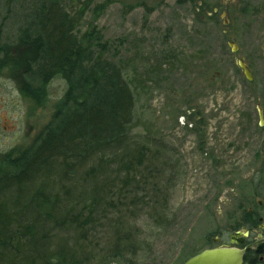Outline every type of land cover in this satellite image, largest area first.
Returning a JSON list of instances; mask_svg holds the SVG:
<instances>
[{
  "label": "rangeland",
  "instance_id": "rangeland-1",
  "mask_svg": "<svg viewBox=\"0 0 264 264\" xmlns=\"http://www.w3.org/2000/svg\"><path fill=\"white\" fill-rule=\"evenodd\" d=\"M236 1L62 0L75 34L81 37L97 30L108 43L103 58L122 67L134 94L131 131L148 137L158 150L153 162L158 179L152 184L158 182L163 191L160 216L144 208L129 218L124 233L136 236V254L116 257L108 264H183L203 249L229 245L230 236L238 231H248L253 240L259 234L264 237V205H258L264 201V126L251 128L247 121L257 117V104L264 109V64H253V80L244 81L236 75V64H224L221 54L220 12L229 10L225 2ZM215 9L214 24L209 17H214ZM2 19L1 14L0 23ZM252 23L234 21L232 28L241 31L243 54L261 51L264 57V43L259 48L254 41ZM29 65L17 63L14 75L10 71L0 78V98L10 103L23 93L20 76ZM66 90L61 77L50 82L45 106L33 105L31 133L20 126L19 140L6 149L18 146L17 155L33 146L54 118ZM250 92L257 96L254 106ZM27 97L25 103L31 104ZM13 109L7 108L10 115ZM38 184L48 192L58 187L54 176H36L22 188L23 194L33 193ZM70 195L78 202V184ZM7 197L6 204L12 207L13 193ZM62 205L60 211L51 204L40 208H50L62 218L72 209L69 202ZM247 210L258 214L253 228L242 223ZM66 225L55 241L57 249L78 254V234L72 224ZM100 260L96 258L97 263Z\"/></svg>",
  "mask_w": 264,
  "mask_h": 264
},
{
  "label": "trees",
  "instance_id": "trees-1",
  "mask_svg": "<svg viewBox=\"0 0 264 264\" xmlns=\"http://www.w3.org/2000/svg\"><path fill=\"white\" fill-rule=\"evenodd\" d=\"M1 14L0 64H9L13 75L17 63L30 64L20 76L21 91L35 107H43L56 77L66 81L67 90L36 143L3 159L0 264H108L135 255L136 236L124 233L127 220L144 208L160 216L163 191L158 182L152 184L158 179L157 148L131 131L134 94L122 67L103 58L108 43L97 30L75 34L62 0H0ZM36 176H54L58 187L48 192L38 184L33 193L23 194ZM77 184L78 202L70 195ZM88 191L93 193L85 198ZM67 202L72 209L63 219L40 208L51 204L60 211ZM255 211L245 212V226L257 224ZM67 223L78 234V254L57 249L55 241Z\"/></svg>",
  "mask_w": 264,
  "mask_h": 264
},
{
  "label": "flooded vegetation",
  "instance_id": "flooded-vegetation-1",
  "mask_svg": "<svg viewBox=\"0 0 264 264\" xmlns=\"http://www.w3.org/2000/svg\"><path fill=\"white\" fill-rule=\"evenodd\" d=\"M225 6H229V10L225 9L220 12V15L223 17V30L221 31L223 36L224 46L221 51L222 62L227 64L232 62L236 64L237 73L241 80L251 81L254 78L253 64H264V57L261 55V51L249 50V54H243L242 45L239 42V37L241 31L239 27L232 28L234 21L248 20L252 21V28L255 32L254 41L258 42V47H261V43H264V0H238L232 4L224 3ZM234 10V12H233ZM218 10H212L211 14L214 17H209L211 23H216L218 17ZM229 59V60H228ZM244 63L250 70L252 79L248 80L244 70L240 67V64ZM10 75L9 64H0V78H3V75ZM23 97H27L23 93L17 98H13L12 102L8 103L6 99L0 98V170L2 169L1 163L6 156L12 155L15 153L18 146H11L10 149H6V146L11 143H16L19 140L18 134L21 130V127H24L27 133H31L33 119V100L31 104H26ZM251 100L253 101L252 106H254V100L257 103V96L254 92H250ZM28 98V97H27ZM15 107L13 109L14 115H10V111L7 110L9 107ZM262 108L263 112V122L260 118V110ZM257 117L255 119H247L250 123V127H263L264 126V109L260 104L256 106ZM18 111V112H17ZM248 116L251 115L246 114ZM258 118V121H257ZM258 122V123H257ZM264 237L261 238L260 234L254 240L250 237H247L244 240V245L242 248L254 246L257 250L262 248L261 253H257L255 249L249 248L245 254L244 264H264ZM249 257L247 260L246 257Z\"/></svg>",
  "mask_w": 264,
  "mask_h": 264
},
{
  "label": "water",
  "instance_id": "water-1",
  "mask_svg": "<svg viewBox=\"0 0 264 264\" xmlns=\"http://www.w3.org/2000/svg\"><path fill=\"white\" fill-rule=\"evenodd\" d=\"M240 67L244 70L247 79L251 80L252 75L249 68L242 62L240 64ZM259 110L260 118L263 122L262 108L259 107ZM263 204V201L259 202L260 206ZM248 235V231H238L234 235L230 236L229 245H219L216 247L206 248L190 257L183 264H243L247 249L253 248L257 253L262 252V248H260V250H257L254 246L241 248L244 244L245 237H247Z\"/></svg>",
  "mask_w": 264,
  "mask_h": 264
}]
</instances>
